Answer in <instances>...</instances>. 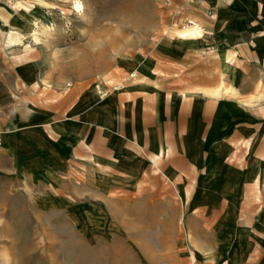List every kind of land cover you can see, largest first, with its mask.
Returning <instances> with one entry per match:
<instances>
[{
	"label": "crops",
	"instance_id": "crops-1",
	"mask_svg": "<svg viewBox=\"0 0 264 264\" xmlns=\"http://www.w3.org/2000/svg\"><path fill=\"white\" fill-rule=\"evenodd\" d=\"M30 1L0 0L8 195L64 211L82 234L105 216L96 235L120 226L111 198H152L189 264H264V0H193L198 37L124 62L117 86L60 88L38 59H14L40 15Z\"/></svg>",
	"mask_w": 264,
	"mask_h": 264
},
{
	"label": "rangeland",
	"instance_id": "rangeland-1",
	"mask_svg": "<svg viewBox=\"0 0 264 264\" xmlns=\"http://www.w3.org/2000/svg\"><path fill=\"white\" fill-rule=\"evenodd\" d=\"M30 2L26 9L40 15L32 33L15 45L14 59H38L45 82L59 88L117 86L126 75L124 62L142 61L175 36L192 39L202 31L187 23L188 0ZM152 201L111 198L118 229L96 235L105 225L102 216L82 234L64 211L38 207L0 186V264H189L175 244L173 222Z\"/></svg>",
	"mask_w": 264,
	"mask_h": 264
},
{
	"label": "built area",
	"instance_id": "built-area-1",
	"mask_svg": "<svg viewBox=\"0 0 264 264\" xmlns=\"http://www.w3.org/2000/svg\"><path fill=\"white\" fill-rule=\"evenodd\" d=\"M193 0H188V4H192L193 2H192ZM208 14L209 15H215L216 14V4H213L212 6H210V8H209V10H208ZM188 20V24L190 25V26H192L193 24H196L194 21H192V20H189V19H187ZM186 20V21H187ZM133 75H135V73L133 72L132 73V76ZM0 144H1V136H0Z\"/></svg>",
	"mask_w": 264,
	"mask_h": 264
},
{
	"label": "bare ground",
	"instance_id": "bare-ground-1",
	"mask_svg": "<svg viewBox=\"0 0 264 264\" xmlns=\"http://www.w3.org/2000/svg\"><path fill=\"white\" fill-rule=\"evenodd\" d=\"M33 35H34V38L36 39V40H38V36L36 35V34H34L33 33ZM190 35H191V33H190ZM34 40V39H33ZM35 41V40H34Z\"/></svg>",
	"mask_w": 264,
	"mask_h": 264
}]
</instances>
